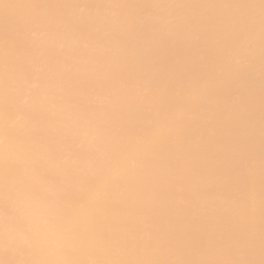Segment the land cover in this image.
Wrapping results in <instances>:
<instances>
[{
	"label": "bare ground",
	"instance_id": "obj_1",
	"mask_svg": "<svg viewBox=\"0 0 264 264\" xmlns=\"http://www.w3.org/2000/svg\"><path fill=\"white\" fill-rule=\"evenodd\" d=\"M264 0H0V264H262Z\"/></svg>",
	"mask_w": 264,
	"mask_h": 264
},
{
	"label": "snow or ice",
	"instance_id": "obj_2",
	"mask_svg": "<svg viewBox=\"0 0 264 264\" xmlns=\"http://www.w3.org/2000/svg\"><path fill=\"white\" fill-rule=\"evenodd\" d=\"M262 264H264V261H262Z\"/></svg>",
	"mask_w": 264,
	"mask_h": 264
}]
</instances>
